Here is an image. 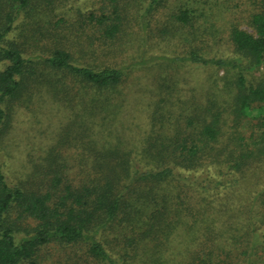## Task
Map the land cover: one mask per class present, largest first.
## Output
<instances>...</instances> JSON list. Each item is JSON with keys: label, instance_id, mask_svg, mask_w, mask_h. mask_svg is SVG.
Listing matches in <instances>:
<instances>
[{"label": "trees", "instance_id": "16d2710c", "mask_svg": "<svg viewBox=\"0 0 264 264\" xmlns=\"http://www.w3.org/2000/svg\"><path fill=\"white\" fill-rule=\"evenodd\" d=\"M250 1L246 22L253 31L237 19L220 29L218 19L228 11L222 5L215 13L198 0H150L148 12L174 4L172 16L191 43L182 57L216 69L203 98L193 94L180 108L154 110L150 132L137 145L125 146L126 135L100 128L101 140L92 135L80 153L93 161L81 167L77 181L72 168L52 161L27 167L12 184L0 163V264H41L49 247L81 244L100 264L264 260V222L256 208L264 202V0ZM44 4L0 0V144L11 125L10 104L31 97L32 86L48 80L53 88L86 87L103 95L125 77L117 66L78 64L65 47L70 36L34 55L35 36L25 33L31 23L15 36L27 38L26 48L10 36L22 13L35 21L47 17ZM113 12L114 18L91 14L93 26L111 39L120 30L116 6ZM219 30L224 35L217 36ZM211 38L226 47L214 50ZM200 170L218 180L203 181ZM217 187L232 194L221 201L206 193Z\"/></svg>", "mask_w": 264, "mask_h": 264}, {"label": "rangeland", "instance_id": "374dc122", "mask_svg": "<svg viewBox=\"0 0 264 264\" xmlns=\"http://www.w3.org/2000/svg\"><path fill=\"white\" fill-rule=\"evenodd\" d=\"M212 1L214 4H210ZM43 2L48 16L35 21L22 13L14 24L11 37L24 40L26 48L27 38H18L19 29L25 22L31 23L25 33L29 37L31 34L35 36L33 46L29 47L30 54L34 55L37 54L35 52L41 54L42 49L56 47L59 40L63 39L62 35L70 36L73 40L67 42L65 47L78 64L117 66L124 69L125 77L116 91L108 90L103 95L95 94L86 87L67 90L63 84H54V89L46 80L32 86L31 97L24 95L21 100L11 101V125L0 144V163L12 184L19 180L20 175L28 172L27 167L33 164L46 167L52 161L72 168L71 177L77 181L81 167H87L93 161L92 156L87 159L86 155L80 153L86 152V144L90 143L92 135L95 137L98 131L101 132L100 128L106 134L109 129L114 136L122 139V135H126L131 141H125V146L137 145V141L150 132V119L154 110L162 106L161 112L164 113L171 107L180 108L181 100L193 94L203 98L208 86L207 76L216 72L213 67L190 64L182 57L191 49V43L187 39L189 32L181 29L172 16L174 4L148 12L150 0ZM198 2L201 7L211 5L215 13L220 12V5L228 10L226 19H218L220 29L227 22L237 19L242 28L253 31L246 22L251 9L250 0ZM114 6L118 8L120 30L111 39L102 27L93 26L98 23L91 18V14L97 19L102 14L114 18ZM223 32L225 30L217 31V36L224 35ZM212 41L213 38L209 44L214 50L226 47L219 42L213 44ZM37 67L44 70L42 65ZM50 74L47 79L54 76L52 72ZM111 141L114 145V140ZM198 173L202 174L200 177L203 181L217 179L211 170L210 173L204 170ZM194 191L198 192L199 188ZM206 193L221 201L228 194L224 188L218 187ZM256 208L260 211L259 220L264 222V202ZM233 214L235 216L236 212H232L231 216ZM43 253L41 264H100L92 261L83 244L52 246ZM259 264H264V260Z\"/></svg>", "mask_w": 264, "mask_h": 264}]
</instances>
